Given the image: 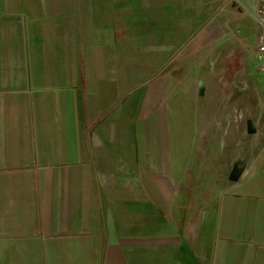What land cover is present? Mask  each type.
Instances as JSON below:
<instances>
[{"label":"crops","instance_id":"0c3cea01","mask_svg":"<svg viewBox=\"0 0 264 264\" xmlns=\"http://www.w3.org/2000/svg\"><path fill=\"white\" fill-rule=\"evenodd\" d=\"M256 7L0 0V264H264V148L200 195L189 141L197 58L264 123Z\"/></svg>","mask_w":264,"mask_h":264},{"label":"rangeland","instance_id":"374dc122","mask_svg":"<svg viewBox=\"0 0 264 264\" xmlns=\"http://www.w3.org/2000/svg\"><path fill=\"white\" fill-rule=\"evenodd\" d=\"M231 6L239 7V4L233 2ZM189 69L194 72L195 78L200 82L197 89L198 131L192 132L189 139L194 150L192 166L196 167V171H191V176H195L197 179L198 194L213 195L238 181L244 170L249 165L257 162V158H259V154L264 148V123L255 124L253 118H248L243 124L236 121L231 125L230 132L225 133L230 107L227 110L219 103L216 107L217 95H215L210 105L207 100L209 95L206 86L210 83L212 76L215 81L218 78L210 74L209 68L206 64H200L198 58L196 61L195 59L192 60ZM240 74L241 71L238 70L234 79H238ZM237 94L236 91L234 95ZM253 94L254 92L251 91V99L254 96ZM211 95L210 92L209 99L212 98ZM234 95L230 94L226 98L229 99ZM256 98H258V95L255 96ZM240 126L241 134H239Z\"/></svg>","mask_w":264,"mask_h":264},{"label":"built area","instance_id":"2783aa9c","mask_svg":"<svg viewBox=\"0 0 264 264\" xmlns=\"http://www.w3.org/2000/svg\"><path fill=\"white\" fill-rule=\"evenodd\" d=\"M252 16L261 28L255 49V57L259 62L260 70L264 73V0H257V7L252 12Z\"/></svg>","mask_w":264,"mask_h":264},{"label":"bare ground","instance_id":"6f19581e","mask_svg":"<svg viewBox=\"0 0 264 264\" xmlns=\"http://www.w3.org/2000/svg\"><path fill=\"white\" fill-rule=\"evenodd\" d=\"M212 95H211V100H213V98L215 97V95L218 96V91L217 89L213 92H211ZM238 118V115L235 113V109L233 108V106L231 105L230 106V109H229V113H228V126H227V130H226V133H229L230 132V127L231 125L234 123V121Z\"/></svg>","mask_w":264,"mask_h":264}]
</instances>
